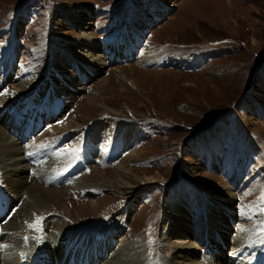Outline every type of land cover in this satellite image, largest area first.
I'll return each instance as SVG.
<instances>
[{
    "label": "rangeland",
    "instance_id": "1",
    "mask_svg": "<svg viewBox=\"0 0 264 264\" xmlns=\"http://www.w3.org/2000/svg\"><path fill=\"white\" fill-rule=\"evenodd\" d=\"M144 19L153 25L142 52L163 59L155 67L130 61L113 41L136 45L130 24ZM86 35L96 41L95 52L87 42L79 45ZM96 54L105 55L107 63L98 74L84 65L87 55ZM0 73L8 74L0 83L4 90L16 88L19 77L36 87L20 94L39 88L37 101L46 99L37 104L36 115L32 111L11 122L21 133L23 120L40 118L35 124L47 129L70 118L79 124L76 134L84 139L78 149L84 146L82 153L89 158L69 176L67 187L80 178L96 182L95 170L115 182V168L131 151L138 163L126 164L130 176L123 182L140 187L145 179L158 181L135 201H128L125 188H117L119 194L113 189L84 195L71 191L56 206L68 212L49 213L71 227L59 233L39 224L34 231L43 253L54 256L53 264H99L96 249L111 233L120 235L116 247L122 240L138 241L151 253L149 264L177 263L174 251L187 243L196 248L195 260L201 264H264V0H0ZM67 75L75 76L69 79L77 84L85 82L82 89L72 93L73 100L65 93L44 106L53 81ZM92 95L99 106L86 104L85 97ZM64 101L66 112L59 109ZM15 106L14 117L23 111ZM102 123L110 129L103 147L99 138L87 137ZM214 188L222 194L228 189L237 198L232 212L215 224L206 214L214 206ZM89 199L98 201L97 209ZM182 208L188 225L181 236L174 230L181 225L176 220ZM244 221L253 224L248 233ZM228 222L232 228L225 226ZM32 234L25 244L33 241ZM253 234V245L244 244ZM78 240L88 248L78 249ZM23 248L1 250V264L6 259L31 263L37 249Z\"/></svg>",
    "mask_w": 264,
    "mask_h": 264
},
{
    "label": "bare ground",
    "instance_id": "2",
    "mask_svg": "<svg viewBox=\"0 0 264 264\" xmlns=\"http://www.w3.org/2000/svg\"><path fill=\"white\" fill-rule=\"evenodd\" d=\"M35 7L36 6H34L33 8ZM147 21L148 20L144 19L143 23L135 22L134 24L133 23L130 24V27L134 29L133 33H134V39L137 41L136 45H132L126 42L121 43L120 39H117L116 37L113 38V41L119 42L118 43L119 49L122 50L123 52L122 54L128 55L130 61H136L142 67H152V66L155 67L156 65L161 64L163 59H158L155 56H149L144 52H142L144 39L146 37L145 33L150 29L151 24L153 25V21L152 22L148 21L147 25L142 27ZM137 27H142V28L141 30H135V28ZM85 37L84 40L81 41V44L79 45H82V42L85 43L87 42L89 50L95 52V50L98 47L96 41L94 40V38H92V36L86 35ZM91 55H87L89 58L87 59L89 61L86 62L87 65L84 64L85 68L89 69L90 71H92L90 68L92 69L96 68L94 72L98 74L100 70L106 67L107 65V63H105V61L103 60L105 55L103 56L101 54H96L95 58H93ZM110 60L111 59H109V61ZM112 63H114V61H112ZM2 73H0V83L3 81L4 76L8 75V74L2 75ZM88 76L89 75H86V77ZM61 78L62 79H59L58 77L56 78V80L53 81L54 84L53 89H51V93L49 94L48 100L46 101L44 106L50 104V102H53L50 99H52L54 96H56V98L57 97L60 98L64 96L65 93L69 94L70 99L73 100L74 97L72 93L77 92V90H81L82 85L85 83V82H81L77 84L75 82L70 81V79L73 80L75 79V76H71V75H67V77L65 78L61 77ZM79 79L83 80L84 77L82 76ZM15 82H17L15 83L16 88H14L13 90L8 88L3 91L2 89H0L1 92L0 95V251L11 247L14 248L16 247L17 250H21V248L23 247L25 249L26 247L32 248L34 250L37 249L34 252L33 258L32 259L30 258L32 262L29 260L31 262L29 264H53V261L55 260L53 259L54 256L50 254L47 249H46L47 250L46 253H43L45 248L41 247L42 241H38L37 232L34 233V231L37 225L39 224L43 225L44 230L52 229L55 232H59V233L71 227V225L67 224L65 221H62V219L58 220L53 215L49 214V213H55V214L62 213L63 215L64 211H67L66 208L64 209L62 205L59 207L60 208L59 210L56 209L57 208L56 206L60 204L61 201L71 191L84 195L89 192L94 193L104 189L105 190L113 189L112 190L113 194H119L118 191H116L117 188L119 189L125 188L128 198L130 197L128 201H131L133 197L135 201L136 198L140 196L141 192L145 193L146 191L151 190L152 187H154V185H156L158 181L156 179H145L144 182H142L141 184L142 186L140 187L127 186L123 182L125 179H128L130 176L129 170L125 169L126 164L130 162L138 163V161H134L135 159H132L133 158L132 156H134V152L131 153L132 152L131 151L129 154L126 155L124 159H122L119 166L116 167L115 170L113 169L117 176L115 182L111 181L110 178L104 174V172L95 170L93 175L96 178V182L88 184L86 180L80 178L71 187H67L66 185L70 181L69 176L73 173L79 172V163L76 161V159L79 156L80 151L83 152L84 150V147L82 149H78V147L80 146L79 140L80 142H82V140L84 139V137L82 138L81 134L79 136L76 134L79 129V124L75 123L73 119L70 118L63 123H59L57 126H51L50 128L47 129L45 124L43 123L35 124V121L28 122L27 120H23L22 121L23 126L24 125L26 126L24 127L22 126L24 134L21 133L18 128L12 126L11 122L13 120H8L7 118L8 113L12 110L11 107L14 104H16L13 103L12 101L18 102L21 105L34 104L39 88L33 90L36 87L33 88V86L32 85L30 86V83L27 80L25 82L21 80V78L19 77L15 79ZM58 82L61 83L63 82L64 85L59 84ZM78 86L81 87L78 89ZM28 87L33 88L32 91L29 93L31 94L29 99L26 98L29 94L26 95L20 94ZM69 87L70 88L72 87L73 89L71 90ZM85 99H87L86 104L90 106L98 105L97 98L94 95L85 97ZM66 103L67 102L64 101L61 102L59 105V109L62 112H66V108H64ZM17 106L23 109V107L20 106L19 104H16L15 107ZM35 106L37 107L38 105ZM42 113L45 115L47 114L45 110H43ZM32 114L36 115L37 113H32ZM105 126H107L105 125V123L104 124L102 123L101 125L98 126L96 125V127H94V129L92 130L93 133H89L91 136L85 135V137L87 136L88 138L94 140L96 138H99L102 141L106 140L107 138H109V136L108 134L105 133L110 132V129L109 130L105 129L106 128ZM65 133H70L72 137H74L75 139L71 138V141L68 142L65 139L64 136L66 135ZM114 134L115 133H113V135ZM26 137H30V138H26ZM201 138L202 137L198 138V140H200ZM19 142L23 143V145L20 144ZM24 143L26 144V146L24 145ZM103 143L104 141L102 142V147H103ZM87 148L92 151L93 150L92 144L88 143ZM136 152L138 151L136 150L135 154ZM88 154H90V152ZM83 155H84V161L86 162L89 157H87V153ZM90 156L93 157L95 155L92 153L90 154ZM24 162H26L27 164L25 165ZM153 189H155V187ZM211 194L216 195L215 198H213L216 202L214 201V206L208 205L209 209L207 210L206 214H207V218L214 221L215 224L216 221H220L218 219H221L224 216H226L227 211L228 213L232 212L235 205L234 202L235 200H237V198H236V194L232 191L230 192L228 189L225 194H222L221 191L218 190V188L217 189L214 188L212 189ZM88 201L90 202L91 200L89 199ZM91 202L92 203L90 207L94 210L97 209L98 201L97 203L94 201ZM244 204L243 207L250 206L249 203L247 204L244 203ZM175 206H179V205L177 204ZM201 213H203V211ZM187 215L188 214L185 209L182 208L181 210H179L180 218L178 221L176 220V223H181V225L180 227H177L174 231L181 236L187 233L185 230L186 225H188ZM236 216L237 215L234 214V217ZM244 222H245V227H244L245 233H248L252 229L253 224L251 221H244ZM215 226L217 227L218 224ZM225 226L227 228L228 227L232 228L230 222H228ZM207 228L209 229V227ZM31 232H33V234L29 239H33V241L30 244H25L27 239L26 236L29 235ZM117 234L115 235L111 233L106 237V239L103 242H100L102 243L101 245L102 247L101 249H96V256H95L97 263L99 264L100 263L149 264L150 263V261L148 260L151 257V253L148 254L147 249L144 251V248L137 244L138 241L132 242L131 240V242H129L122 240V243L119 244V247H116L114 243L116 242V238L120 236ZM45 237L49 238L48 236ZM254 237L255 234L245 239L243 243L246 244L247 246H252L253 244H250V242H252ZM47 238L44 239L46 240ZM69 242H71V240H69ZM185 245L182 249H180V251L178 249L174 251V259L178 260V262L175 264H201L197 260H195L196 256L199 255L196 252V248H194L193 245H190V243H187L186 246ZM63 246L64 245L59 244L60 248L58 246L57 247L60 250H62ZM75 246L78 249H86L88 248V243L86 241L78 240L76 241ZM49 247L51 246L49 245ZM148 247H149L148 250H150L151 252L152 251L151 246L148 245ZM64 252L65 250L62 251L61 254L63 255ZM71 253L72 251L68 254ZM73 256L70 257L72 258ZM77 258L80 257L77 256ZM205 258H203L202 260H205ZM2 260H0V264L2 263L1 262ZM7 260L8 259H6L5 264H15V262H18V260L15 262H13L12 260L10 261ZM74 260L76 261L77 259ZM82 260L84 261V259ZM20 261H22V259ZM56 263L60 264L61 262L59 263L56 262Z\"/></svg>",
    "mask_w": 264,
    "mask_h": 264
}]
</instances>
